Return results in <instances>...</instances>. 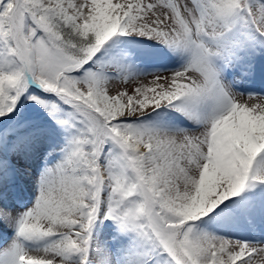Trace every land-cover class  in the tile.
Here are the masks:
<instances>
[{
	"label": "snow or ice",
	"instance_id": "obj_1",
	"mask_svg": "<svg viewBox=\"0 0 264 264\" xmlns=\"http://www.w3.org/2000/svg\"><path fill=\"white\" fill-rule=\"evenodd\" d=\"M264 256V0H0V264Z\"/></svg>",
	"mask_w": 264,
	"mask_h": 264
},
{
	"label": "rangeland",
	"instance_id": "obj_2",
	"mask_svg": "<svg viewBox=\"0 0 264 264\" xmlns=\"http://www.w3.org/2000/svg\"><path fill=\"white\" fill-rule=\"evenodd\" d=\"M255 264H264V256L256 257Z\"/></svg>",
	"mask_w": 264,
	"mask_h": 264
}]
</instances>
